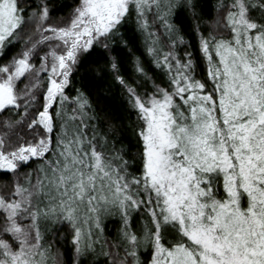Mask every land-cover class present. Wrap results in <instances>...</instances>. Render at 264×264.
<instances>
[{
	"label": "snow or ice",
	"instance_id": "6c2138e0",
	"mask_svg": "<svg viewBox=\"0 0 264 264\" xmlns=\"http://www.w3.org/2000/svg\"><path fill=\"white\" fill-rule=\"evenodd\" d=\"M0 264H264V0H0Z\"/></svg>",
	"mask_w": 264,
	"mask_h": 264
}]
</instances>
